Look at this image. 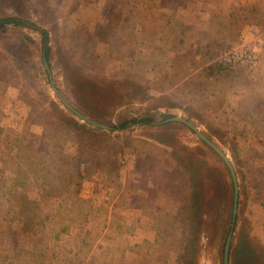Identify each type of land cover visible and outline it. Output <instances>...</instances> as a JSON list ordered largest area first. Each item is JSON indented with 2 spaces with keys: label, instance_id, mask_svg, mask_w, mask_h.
I'll use <instances>...</instances> for the list:
<instances>
[{
  "label": "rangeland",
  "instance_id": "1",
  "mask_svg": "<svg viewBox=\"0 0 264 264\" xmlns=\"http://www.w3.org/2000/svg\"><path fill=\"white\" fill-rule=\"evenodd\" d=\"M4 16L25 24L0 30V264H223L230 170L173 116L236 169L229 264H264V0H0ZM51 79L100 123L154 121L95 129Z\"/></svg>",
  "mask_w": 264,
  "mask_h": 264
},
{
  "label": "water",
  "instance_id": "2",
  "mask_svg": "<svg viewBox=\"0 0 264 264\" xmlns=\"http://www.w3.org/2000/svg\"><path fill=\"white\" fill-rule=\"evenodd\" d=\"M45 65H46L48 72H50L49 65L46 61H45ZM51 86H52L53 90L56 92V94L58 95V97L60 98V100L64 103V105L67 108H69L77 117H79L80 119H82L83 121H85L86 123H88L94 127L102 128L105 130L111 129L110 126L103 124V123H100V122L90 118L89 116L85 115L84 113L80 112L79 110H77L72 104H70L66 100V98L63 96L61 91L54 84V81H52V79H51ZM167 121H178V122H182V123L186 124L187 126H189V128H191L194 132H196L197 135L204 142H206L211 148H213L221 156V158L224 160V162L226 163V165L228 166V168L230 170V173H231V176H232V179L234 182L233 222H232V229H231L230 233L228 234V237H227V240L225 243L224 260H223V264H229L231 242H232V237H233V232H234L233 226H234L235 221H236V216H237V212H238V200H239V184H238V177H237L236 169H235L232 161L228 157V155L212 139H210L206 134H204V132H202L193 122H191L190 120H188L186 118H181V117H177V116H173V117L169 118Z\"/></svg>",
  "mask_w": 264,
  "mask_h": 264
},
{
  "label": "trees",
  "instance_id": "3",
  "mask_svg": "<svg viewBox=\"0 0 264 264\" xmlns=\"http://www.w3.org/2000/svg\"><path fill=\"white\" fill-rule=\"evenodd\" d=\"M20 24H25L24 21L21 18H18L16 16H4V17H0V30H4L8 25H20ZM40 33L42 34V39H43V49H44V55L45 57L48 59L50 56V46H49V34L48 31L46 29H41ZM153 118L151 117H142V118H130V119H126L123 122H121L118 125H113L111 126V130H122V129H126L131 125L134 124H151L153 123ZM95 129H100V128H95ZM86 133V132H85ZM87 134V133H86ZM93 135V134H92ZM192 194V197L195 199V192L193 191V189L190 190V195ZM192 197L188 198L187 200L192 201ZM191 208L195 209L196 205L195 203L192 201L191 204ZM196 217L194 219L193 224L190 223L188 224V229L187 231L189 232V229L196 226ZM193 226V227H192ZM192 242L189 241L187 242L188 245H190ZM189 250L187 251V254H189ZM183 264H188V257L185 258L184 263Z\"/></svg>",
  "mask_w": 264,
  "mask_h": 264
}]
</instances>
